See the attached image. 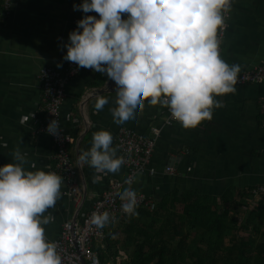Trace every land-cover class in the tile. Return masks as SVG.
Masks as SVG:
<instances>
[{
    "label": "crops",
    "instance_id": "0c3cea01",
    "mask_svg": "<svg viewBox=\"0 0 264 264\" xmlns=\"http://www.w3.org/2000/svg\"><path fill=\"white\" fill-rule=\"evenodd\" d=\"M81 0H13L10 13L0 20V165L9 162L13 151L26 153L27 163L51 171L55 146L50 134L35 132L34 115H40L43 65L61 66L68 32L75 28L76 19L84 15L73 4ZM220 56L228 64H239L240 72L264 61V0H233L228 27ZM97 72L83 68L66 84V96L61 108V126L75 140L71 147L73 160L80 167L78 180L85 199L81 207L74 204L62 180L61 195L54 207L46 210L53 219L44 225L45 237H57L63 223L74 218L109 188L116 179L124 181L128 168L119 174L97 172L87 162L78 159L90 148L92 135L98 129L109 130L112 146L120 157L117 133L127 126L141 135L154 136L156 145L151 158L154 173L139 174L131 187L160 200L174 189L195 188L211 197L220 196L228 187L250 189L264 184V123L260 98L264 83L235 84V91L214 97L220 106L212 108V118L194 127L180 122L167 123V108L150 105L147 100L136 119L117 124L110 109L116 106L115 82L106 76L98 84ZM110 91L99 95L108 98L102 109H94L95 99L90 91L105 83ZM175 162V164H174ZM173 170H167L168 165ZM123 187H126L124 185ZM120 250L121 259L126 257Z\"/></svg>",
    "mask_w": 264,
    "mask_h": 264
},
{
    "label": "clouds",
    "instance_id": "9594fccd",
    "mask_svg": "<svg viewBox=\"0 0 264 264\" xmlns=\"http://www.w3.org/2000/svg\"><path fill=\"white\" fill-rule=\"evenodd\" d=\"M230 0H81L73 4L84 15L68 32L63 59L77 67L106 74L115 82L117 124L134 121L144 103L165 106L172 119L194 127L212 118L220 106L214 97L234 92L239 64L219 54L217 30ZM96 13V14H93ZM98 14V15H97ZM57 66H61L59 63ZM108 98L98 95L94 109ZM60 128L50 119L46 131ZM109 130L93 132L89 149L78 157L97 172L119 174L123 158L116 155ZM27 163L16 148L0 165V264H62L55 241L45 237L44 225L53 216L46 210L61 195L62 178ZM118 194L121 209L135 215L137 192L130 186ZM86 223L103 229L112 223L108 211H94Z\"/></svg>",
    "mask_w": 264,
    "mask_h": 264
},
{
    "label": "trees",
    "instance_id": "16d2710c",
    "mask_svg": "<svg viewBox=\"0 0 264 264\" xmlns=\"http://www.w3.org/2000/svg\"><path fill=\"white\" fill-rule=\"evenodd\" d=\"M98 74V84L106 74ZM255 187V186H254ZM235 186L211 197L174 189L105 227L100 258L112 264H264V194ZM120 250L126 257L118 259Z\"/></svg>",
    "mask_w": 264,
    "mask_h": 264
},
{
    "label": "built area",
    "instance_id": "2783aa9c",
    "mask_svg": "<svg viewBox=\"0 0 264 264\" xmlns=\"http://www.w3.org/2000/svg\"><path fill=\"white\" fill-rule=\"evenodd\" d=\"M12 2L13 0H0V20L10 13ZM232 4L233 0H230L229 7L223 11L224 26L217 30L219 54L228 27ZM83 68H78L74 62L68 60H66L63 69L50 64L43 65L39 71L42 89L41 113L33 116L36 133H48L46 127L49 120L53 118L57 120L60 128L59 132L56 135L48 133L55 146L51 171L59 174L62 180L67 183L65 192L71 196L74 204L79 207L83 205L85 195L78 180L80 167L73 160L71 153L75 138L61 126V108L66 96L68 80L77 75ZM245 82L264 83V61L237 74L236 84ZM260 110L264 123V95L260 98ZM165 121L167 123L176 121L171 118L168 109ZM153 132L154 136L149 137L141 135L127 126H122L118 130L117 145L120 157L124 159V165L128 168L126 178L131 179V185L139 174L146 171L149 173L155 172V168L150 163L159 128H153ZM167 170L172 171L173 166L168 165ZM124 185L129 186L125 184V180L114 179L109 188L98 196L92 205L80 214L79 218L77 214L74 218H69L63 223L59 235L51 240L57 244L58 251L62 256V264H112L111 261L101 260L97 249L98 246L103 245L105 228L97 229L95 226L86 223V220L94 211H108L112 217V222H116L119 218L127 215L122 211L121 201L117 198L118 194L125 188ZM252 192V195L256 197L262 196L264 194V184L255 186ZM137 198V206H145L151 209L156 206V200L149 195L137 192Z\"/></svg>",
    "mask_w": 264,
    "mask_h": 264
},
{
    "label": "water",
    "instance_id": "95a60500",
    "mask_svg": "<svg viewBox=\"0 0 264 264\" xmlns=\"http://www.w3.org/2000/svg\"><path fill=\"white\" fill-rule=\"evenodd\" d=\"M110 90H111V86H110L109 82L108 83H105L103 86L97 87V88H94L93 90H91L90 91V94H89L90 96L87 97V98H85V99L87 100V99H89V98H91L93 96L99 95L101 93H104V92L110 91ZM174 164H175V162H174Z\"/></svg>",
    "mask_w": 264,
    "mask_h": 264
}]
</instances>
